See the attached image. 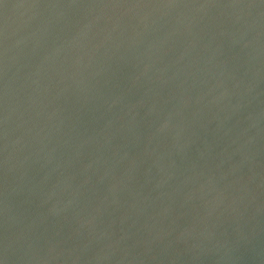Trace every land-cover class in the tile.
Segmentation results:
<instances>
[{"label": "water", "instance_id": "1", "mask_svg": "<svg viewBox=\"0 0 264 264\" xmlns=\"http://www.w3.org/2000/svg\"><path fill=\"white\" fill-rule=\"evenodd\" d=\"M0 264H264V0H0Z\"/></svg>", "mask_w": 264, "mask_h": 264}]
</instances>
